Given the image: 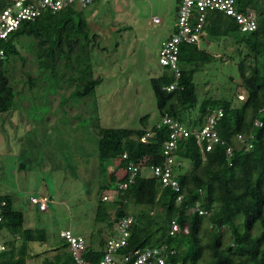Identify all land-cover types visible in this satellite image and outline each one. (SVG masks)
<instances>
[{"label":"trees","instance_id":"16d2710c","mask_svg":"<svg viewBox=\"0 0 264 264\" xmlns=\"http://www.w3.org/2000/svg\"><path fill=\"white\" fill-rule=\"evenodd\" d=\"M235 3L240 11L254 13L256 29L243 32L232 17L218 10L208 11L203 37L207 33L229 51L218 55L217 47L210 51L199 46L200 41L181 43L178 86L171 91L164 89L175 78L163 66L164 72L150 78L159 114L154 124L143 116L138 128L97 125V188L101 193L95 202L93 220L103 226L97 229L98 245L87 242L85 260L96 264L102 257L101 248L113 234L115 222L130 215L131 233L127 245L120 249L122 254L163 247L171 264H264V0ZM23 35L36 39L42 71L50 70L51 76L58 77L57 60L61 59L65 67L75 69L73 98L87 97L101 82L100 76L92 75L89 43L95 34H91L84 17L72 5L55 12L45 11L32 21L22 22L6 39H0V113L12 107L16 95L9 59H23L16 46V40ZM234 55H238L239 79L230 82V96H205L198 101L196 73L209 69L217 57L232 59ZM213 107L223 109L217 125L221 141L213 150L206 152L203 159L193 136L178 143L175 171L182 198L177 201V193L163 187L147 168L163 160L161 150L169 130L157 124L167 114L188 128L200 127L207 109ZM255 120L262 124L254 125ZM237 134L252 135L249 149L240 146ZM144 136L146 142L141 140ZM227 147L232 149L230 155ZM183 160L191 165L185 172H181ZM130 163H143L147 173L139 170L132 182L118 189L119 183L128 180ZM104 192L112 197L102 199ZM0 201L5 202L1 209L0 242L6 245L0 252V264H74L62 237L60 243L48 248L52 255L38 261V253L30 244H43L46 230L25 224L24 213L15 206L11 194H0ZM196 206L207 213L190 210ZM172 221L178 224V230L170 233ZM224 230L229 234L228 242L222 238Z\"/></svg>","mask_w":264,"mask_h":264},{"label":"rangeland","instance_id":"374dc122","mask_svg":"<svg viewBox=\"0 0 264 264\" xmlns=\"http://www.w3.org/2000/svg\"><path fill=\"white\" fill-rule=\"evenodd\" d=\"M178 3L100 0L84 8L73 6L95 34L89 43L92 75L102 78L94 92L84 98L72 96L77 84L75 69L65 67L63 59L57 60L59 76H51L50 70L40 69L36 39L23 35L16 40L23 59H9L16 95L12 107L0 113V194L13 196L26 225L46 230L43 244H30L38 261L52 255L48 248L60 243L64 229L98 245L97 229L103 224L93 220L101 193L97 188L96 128H138L143 116L149 124L159 119L150 78L164 72L158 61L159 48L174 30ZM153 16L160 21L154 23ZM199 46L210 51L217 47L218 55L229 51L207 33ZM231 58L217 57L209 69L196 73L198 101L205 96H230V82L239 79L238 55ZM180 164L181 172L191 167L184 160ZM142 172L147 170L142 168ZM103 194L106 199L112 197L111 193ZM31 195L47 198L48 208L40 211L29 201ZM222 238L228 242L226 230Z\"/></svg>","mask_w":264,"mask_h":264},{"label":"built area","instance_id":"2783aa9c","mask_svg":"<svg viewBox=\"0 0 264 264\" xmlns=\"http://www.w3.org/2000/svg\"><path fill=\"white\" fill-rule=\"evenodd\" d=\"M100 0H0V39H6L12 32L24 21H32L45 11L55 12L67 6L86 7L91 3ZM218 10L232 17L239 29L243 32L253 31L256 29L257 22L254 13H244L236 7L235 0H180L177 7V15L174 22V30L169 37L161 41L158 61L166 70L173 73L174 81L164 87L165 90L171 91L178 86L180 70L178 66V54L181 43H198L203 37L202 27L208 11ZM152 21L157 23L160 18L152 17ZM0 55L3 50L0 49ZM223 116L221 107L208 108L206 118L202 126L188 128L185 124L173 119L169 115H164L158 126L165 125L168 127V138L164 142L161 150L163 160L161 164L145 166L143 163H130L127 167L128 180L119 183L118 189H123L128 183L133 181L134 176L142 168H148L152 176L158 179L163 187H168L177 193L176 200L182 198V190L176 176L175 151L178 143L189 136H193L200 148L202 158L205 153L213 150L214 146L219 143L220 136L217 125ZM262 122L255 120L254 125L259 126ZM252 135H236V141L241 147L249 149L251 147ZM146 142L147 138H141ZM231 147H227L226 153L231 154ZM126 155L123 154V157ZM116 192V191H114ZM113 192V193H114ZM106 199L107 195H103ZM29 201L36 205L40 211L48 208L47 198L44 196L31 195ZM4 201H0V220L1 209ZM197 210L199 214H206V210L198 206L190 210ZM133 217L123 216L113 227V234L107 239L102 249V257L96 264H171L167 260V253L163 247H145L136 249L132 254H122L120 249L127 245L130 236V226ZM178 230V224L175 221L171 223L170 233ZM62 237L68 244V249L74 260V264H93L85 260L83 254L87 247V242L83 235L75 234L71 229L60 231ZM6 245L0 242V252L5 249Z\"/></svg>","mask_w":264,"mask_h":264},{"label":"crops","instance_id":"0c3cea01","mask_svg":"<svg viewBox=\"0 0 264 264\" xmlns=\"http://www.w3.org/2000/svg\"><path fill=\"white\" fill-rule=\"evenodd\" d=\"M171 34V33H170ZM170 34L168 35V37L170 36Z\"/></svg>","mask_w":264,"mask_h":264}]
</instances>
